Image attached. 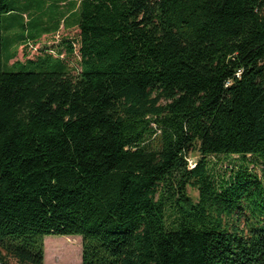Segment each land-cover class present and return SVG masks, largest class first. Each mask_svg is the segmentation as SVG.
<instances>
[{
  "label": "trees",
  "instance_id": "obj_1",
  "mask_svg": "<svg viewBox=\"0 0 264 264\" xmlns=\"http://www.w3.org/2000/svg\"><path fill=\"white\" fill-rule=\"evenodd\" d=\"M16 2L0 0V264H43L45 236L80 237L81 264H264V0H72L57 56L9 65L3 19L36 7Z\"/></svg>",
  "mask_w": 264,
  "mask_h": 264
},
{
  "label": "rangeland",
  "instance_id": "obj_2",
  "mask_svg": "<svg viewBox=\"0 0 264 264\" xmlns=\"http://www.w3.org/2000/svg\"><path fill=\"white\" fill-rule=\"evenodd\" d=\"M35 4V12H38L40 9H36L39 7L40 2L38 0H33ZM11 5L17 6L16 0H11ZM18 8V7H17ZM54 14V11L52 10ZM14 30L20 31L18 27H15ZM77 35V30L75 29H65L63 26H60L55 34H47L42 35L37 41L34 43L31 42L29 45L22 46L18 51L16 59L11 60L9 65L14 63L16 60L25 62L27 60L36 59L39 55H44V52L52 50L53 47L57 46L64 38H72ZM15 41V37L7 36L4 40V52L3 56L5 58L11 57V53L13 52L12 45ZM32 47L33 49H30ZM44 51V52H43ZM48 55L55 56L56 53ZM57 56V55H56ZM62 56H64L62 54ZM77 57V55H75ZM78 60L74 58H69L68 62L70 63V67H72L75 71L78 70ZM8 72H19L18 68H7ZM199 157L198 153H192L188 156V160L191 161V164L194 165L196 159ZM209 165L211 168V174H213L216 178L223 177L228 174L231 169H235L239 167V159L234 156L230 158L224 157H210L208 159ZM260 179H262L264 183V178L261 172V167L256 166L253 167L251 164L249 166ZM189 194L192 197H197V192L191 189L188 190ZM81 238L77 236L73 237H55V236H45L43 238V264H81Z\"/></svg>",
  "mask_w": 264,
  "mask_h": 264
},
{
  "label": "crops",
  "instance_id": "obj_3",
  "mask_svg": "<svg viewBox=\"0 0 264 264\" xmlns=\"http://www.w3.org/2000/svg\"><path fill=\"white\" fill-rule=\"evenodd\" d=\"M71 2L72 0H66V1H60V2H56V0H50V1L44 2L42 0L43 11H41L40 13L28 11L27 13H22L21 15L19 14V16H15V14L7 15V17L3 19L4 39L7 36L15 37V41L12 45L13 52L10 54L11 56L13 55V57L10 59V61L13 59L14 60L16 59L18 51L20 50L22 46H24V41L26 39H35L37 37H41L42 35H44L45 33L44 31L46 29L47 30L53 29V27L56 25L54 18H51V20L47 18L43 20L40 19V17L45 14L46 10L44 9H56L57 10V12L60 14V18H59L60 19L59 27H60V26H63L62 20L66 19L67 16L70 14V12L67 9H69L68 7L71 4ZM28 5L29 4H24L22 7H25ZM63 13H64V16H63ZM15 27H18L20 31L14 30ZM17 61L18 60H16L15 62Z\"/></svg>",
  "mask_w": 264,
  "mask_h": 264
},
{
  "label": "built area",
  "instance_id": "obj_4",
  "mask_svg": "<svg viewBox=\"0 0 264 264\" xmlns=\"http://www.w3.org/2000/svg\"><path fill=\"white\" fill-rule=\"evenodd\" d=\"M27 45H29V43H27ZM29 48H30V49H33L32 47H29ZM46 52H50V54L53 53L52 50H49V51H46ZM188 165H189L190 168H192V167L194 166V165L191 164V161H190V160H188Z\"/></svg>",
  "mask_w": 264,
  "mask_h": 264
}]
</instances>
